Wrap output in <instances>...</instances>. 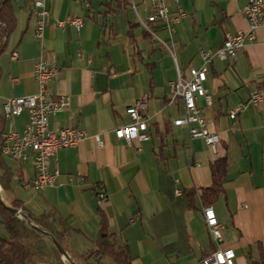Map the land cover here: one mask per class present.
Listing matches in <instances>:
<instances>
[{"label": "crops", "instance_id": "obj_1", "mask_svg": "<svg viewBox=\"0 0 264 264\" xmlns=\"http://www.w3.org/2000/svg\"><path fill=\"white\" fill-rule=\"evenodd\" d=\"M36 1L45 2L51 17L42 42L33 36ZM84 2L19 0L16 32L0 54L2 117L5 102L37 94L35 65L41 58L54 59L59 76L52 95L70 97L71 107L56 115L51 127L79 129L90 137L76 149L59 152L50 163V171L59 173L54 188L34 191L37 199L16 200L36 215L56 210L75 231L71 236L75 252L93 246L104 217L109 234L129 247L135 264H198L217 250L206 228L200 191L212 185V165L226 157L225 194L212 206L223 226L220 248L234 250L235 264H264V104L247 109L236 122L229 119L235 107L246 104L251 91L264 95V28L235 62L215 61L209 67L205 88L213 103L206 107L199 101L198 107L208 119L209 130L220 137L217 156L204 141L191 140L187 128L173 125L184 117V107L181 102L170 103L168 88L177 78V66L185 71L199 69L202 52L221 49L227 33L248 31L242 13L247 0H178L186 18L171 41L173 55L144 31L137 37L134 31L140 25L127 19L125 34L118 39L114 29L102 24L106 18L100 20L91 3ZM115 5L111 9L107 4L109 12L121 13ZM134 5L138 14L143 9L148 16V0H134ZM170 7L176 9L172 1ZM76 17L83 19L80 33L70 25ZM57 21L66 24L63 30L56 27ZM131 24L137 27L132 30ZM155 29L158 38L169 41L160 26ZM152 40L157 49L149 45ZM160 50L170 55L174 65L157 59ZM184 78L189 80L188 74ZM139 101L147 104L150 141L128 145L114 133L132 124L127 110ZM4 121L5 133L21 134L29 117ZM8 165L20 180L35 178L32 165L10 160ZM100 187L108 200L99 207ZM189 189L199 193L194 211L175 203ZM0 194H4L1 187Z\"/></svg>", "mask_w": 264, "mask_h": 264}, {"label": "built area", "instance_id": "obj_2", "mask_svg": "<svg viewBox=\"0 0 264 264\" xmlns=\"http://www.w3.org/2000/svg\"><path fill=\"white\" fill-rule=\"evenodd\" d=\"M79 3L80 0H67ZM176 9L171 10L170 2ZM231 2L234 0H225ZM132 8L137 16L138 23L143 31L155 39L163 48L173 55L170 44L176 35V29L186 18V13L179 6L178 0H148V16L143 20L137 13L134 0H131ZM243 15L248 23V31L227 33L225 42L221 49L216 52H202L200 59L202 66L199 69L189 68L186 71L177 66V80L168 85L170 92V103L181 102L184 107V117L176 120L175 127L187 128L191 140H202L213 156H217L220 137L209 130L208 119L204 112L198 107L199 101H203L206 107L212 106V98L205 88L208 80L210 65L219 61L232 63L238 58L240 52L256 42V34L264 28V0H247ZM34 16V40L42 42L45 30L50 20V13L44 1L33 3ZM56 27L63 30L64 22L57 21ZM83 19L76 17L70 25L77 33L83 29ZM160 26L168 35L169 41L158 38L155 27ZM12 61H18V55H12ZM188 74L189 80L184 77ZM59 76L54 59L41 58L34 68V81L37 84L36 95L24 98L12 99L3 105V117L6 121L27 114L29 121L23 132L11 131L3 135L1 154L2 156L21 166L32 165L35 173L33 180H20L15 178L25 190L44 192L55 187L59 178L58 171L51 172L49 165L55 161L61 151L73 150L90 139L89 135L82 130L73 128L53 129L52 119L64 113L71 107V98L67 96L54 97L51 87ZM16 82V81H15ZM264 104V95L258 91H251L246 104L235 107L229 114V119L236 122L238 118L249 108L259 109ZM147 104L139 101L127 110L132 124L118 129L114 135L117 140L124 141L130 145L134 141L149 142L148 134L149 118L145 115ZM97 145L102 147L99 137L94 138ZM69 184L73 185L74 179L68 178ZM176 196H181L179 191ZM108 200L106 190L100 187L97 192L98 206L104 205ZM204 219L208 233L216 245L217 250L198 264H235V252L232 249H221L223 243V226L217 219L212 207L204 208Z\"/></svg>", "mask_w": 264, "mask_h": 264}, {"label": "trees", "instance_id": "obj_3", "mask_svg": "<svg viewBox=\"0 0 264 264\" xmlns=\"http://www.w3.org/2000/svg\"><path fill=\"white\" fill-rule=\"evenodd\" d=\"M112 5L122 11H129L132 7L131 0H115L111 9ZM20 8L19 0H0V54L5 52L10 38L16 32V10ZM134 27L137 25L131 24L132 30ZM5 127L6 122L0 114V187L9 200L8 204L0 203V264H135L129 247L119 245L114 236L109 234L104 217L101 218L100 231L93 246L79 253L71 247L74 229L56 210L50 209L45 214L36 215L16 200L12 183L17 174L10 169L8 160L1 154ZM227 170L226 157L219 158L212 165V185L200 191L204 208L214 206L225 194ZM198 196L199 193L193 189L184 190L183 197L174 201L178 206L194 211ZM56 246L67 255L68 261H63Z\"/></svg>", "mask_w": 264, "mask_h": 264}, {"label": "rangeland", "instance_id": "obj_4", "mask_svg": "<svg viewBox=\"0 0 264 264\" xmlns=\"http://www.w3.org/2000/svg\"><path fill=\"white\" fill-rule=\"evenodd\" d=\"M87 2L91 3L92 10L95 11L96 17L100 18V20L102 18H106L105 20H102V24L104 23L106 27L108 28V30L114 29L115 33L118 35V39H121L123 34H125L126 19L129 22H132L134 24H139L134 11L133 12L132 11H128V12L122 11L121 13L118 12L115 14L109 12L110 7H107V4L111 5L113 2L112 0H85L84 4L87 5ZM138 12L142 16V19L145 20L146 16H145V13L143 12V9H139ZM134 32H135V35L139 37L140 35H142L143 30L141 27H137ZM149 45L157 49L156 47L158 44L155 42V40H152V41H149ZM157 53L159 56V57L157 56V59H160L161 63L165 64L166 66L174 65V62L169 54L161 50L157 51ZM165 70H168V69H165ZM176 80L177 78L175 79V81ZM12 184H13L12 186L14 189L13 195H15L14 197L20 198L23 200L25 199L27 200L28 198L33 197V196L36 197V199L38 198L34 190L22 191L19 187H17L16 184H14V182ZM7 200H8V197L5 193L0 194V203L7 204Z\"/></svg>", "mask_w": 264, "mask_h": 264}, {"label": "water", "instance_id": "obj_5", "mask_svg": "<svg viewBox=\"0 0 264 264\" xmlns=\"http://www.w3.org/2000/svg\"><path fill=\"white\" fill-rule=\"evenodd\" d=\"M56 247H57V249L59 250L60 254L62 255V259H63V261H68L69 258L67 257V255H65V254L63 253V251H62L58 246H56Z\"/></svg>", "mask_w": 264, "mask_h": 264}]
</instances>
